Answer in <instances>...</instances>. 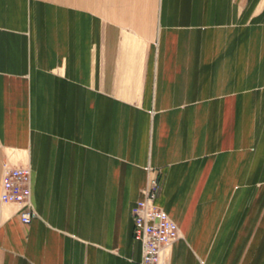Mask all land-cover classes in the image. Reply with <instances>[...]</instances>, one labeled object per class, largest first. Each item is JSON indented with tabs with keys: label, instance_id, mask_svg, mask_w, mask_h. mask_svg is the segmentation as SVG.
<instances>
[{
	"label": "crops",
	"instance_id": "crops-1",
	"mask_svg": "<svg viewBox=\"0 0 264 264\" xmlns=\"http://www.w3.org/2000/svg\"><path fill=\"white\" fill-rule=\"evenodd\" d=\"M0 264H139L147 183L167 264H264V0H0Z\"/></svg>",
	"mask_w": 264,
	"mask_h": 264
},
{
	"label": "built area",
	"instance_id": "built-area-1",
	"mask_svg": "<svg viewBox=\"0 0 264 264\" xmlns=\"http://www.w3.org/2000/svg\"><path fill=\"white\" fill-rule=\"evenodd\" d=\"M31 171L26 165H5L3 169L0 202L18 205L23 223L35 216L31 203ZM157 181L152 178L146 185L143 197L131 209L132 235L142 244L139 264H167L166 254L170 244L179 236L176 223L155 203Z\"/></svg>",
	"mask_w": 264,
	"mask_h": 264
},
{
	"label": "rangeland",
	"instance_id": "rangeland-1",
	"mask_svg": "<svg viewBox=\"0 0 264 264\" xmlns=\"http://www.w3.org/2000/svg\"><path fill=\"white\" fill-rule=\"evenodd\" d=\"M156 181H157V179L156 178H154ZM157 183H158V181H157ZM158 188H159V184H158V187H157V192H158ZM145 190V189H144Z\"/></svg>",
	"mask_w": 264,
	"mask_h": 264
}]
</instances>
